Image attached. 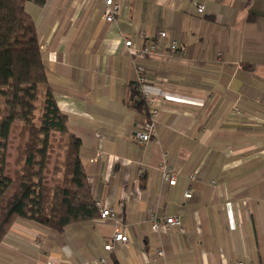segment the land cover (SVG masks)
<instances>
[{
	"label": "crops",
	"instance_id": "1",
	"mask_svg": "<svg viewBox=\"0 0 264 264\" xmlns=\"http://www.w3.org/2000/svg\"><path fill=\"white\" fill-rule=\"evenodd\" d=\"M114 1L115 22L102 18V0L25 9L41 19L34 25L46 76L81 140L94 199L115 218L73 223L61 234L18 218L0 243V264H264L262 161L252 166L264 158V0ZM159 31L168 38L155 56L128 53L125 40L141 47ZM169 40L180 50L170 51ZM137 64L167 94L143 145L135 133L148 108L135 87ZM252 114L262 119L251 123ZM163 159L177 173L174 185L161 179ZM150 209L180 215L182 226L152 230ZM116 231L129 243L105 250Z\"/></svg>",
	"mask_w": 264,
	"mask_h": 264
},
{
	"label": "trees",
	"instance_id": "2",
	"mask_svg": "<svg viewBox=\"0 0 264 264\" xmlns=\"http://www.w3.org/2000/svg\"><path fill=\"white\" fill-rule=\"evenodd\" d=\"M26 2L44 0H0V243L18 218L58 234L70 224L101 219L81 164V140L53 97ZM17 127L20 166L10 174L7 148ZM53 133L61 136L63 157L48 181Z\"/></svg>",
	"mask_w": 264,
	"mask_h": 264
},
{
	"label": "built area",
	"instance_id": "3",
	"mask_svg": "<svg viewBox=\"0 0 264 264\" xmlns=\"http://www.w3.org/2000/svg\"><path fill=\"white\" fill-rule=\"evenodd\" d=\"M103 1V8H102V18L106 22H115L118 14H119V5L114 0H102ZM196 11L197 13H203L205 7L203 4H196ZM144 38L147 36L144 34ZM168 38L166 32L159 31L155 37H152L148 42L143 44L141 47H135L131 39H127L124 41V45L128 50V53L133 57L143 58V57H153L157 53V42L161 39ZM168 48L172 52H176L180 50L178 43L175 40L168 41ZM135 87L138 91L140 96V100L147 106V120L142 125L140 130L135 133V141L138 144H145L152 140L155 129H156V120L157 116L159 115V107L157 104V99L160 97H166L167 94L160 89H154L148 83V76L144 66L137 64L135 66ZM242 115V113H237ZM159 168L161 171V179L163 182H166L170 185H174L176 183V171L167 163L165 159L159 164ZM139 174L142 173L140 169L138 171ZM185 198L191 197V191L187 190L184 193ZM97 207L100 209L101 212V219L106 218H115L113 209L109 206H103L100 201H96ZM148 217L151 223V229L154 231H164L168 232L171 227H181L182 226V217L180 215H173V216H166L160 217L156 211L150 209L148 212ZM115 242H121L123 244L129 243V238L123 232L116 231L110 237V239L104 244V249L107 251H111L113 249V244ZM158 255H163L161 249L157 250ZM105 263V258L100 259V264ZM48 264H60L55 261H50ZM223 264H252L251 262H244V261H229Z\"/></svg>",
	"mask_w": 264,
	"mask_h": 264
},
{
	"label": "rangeland",
	"instance_id": "4",
	"mask_svg": "<svg viewBox=\"0 0 264 264\" xmlns=\"http://www.w3.org/2000/svg\"><path fill=\"white\" fill-rule=\"evenodd\" d=\"M27 10H29V13L31 12V9L27 8ZM33 18H34V21L41 20V19H38L35 15H32V19ZM260 119H262V117H260L259 114H252L251 123H258ZM16 129H15L16 131L10 135V141L8 143L7 155H6V161H7L6 171L7 173H10V174H12L13 169L19 168L20 166L19 164L15 166L16 159L19 158L18 151L16 150V147L18 145L19 127H17ZM60 141H61V136L58 133H53L51 135L50 137V159L47 165V169L45 170L48 181H50L52 178L51 174L53 172V168L55 167L56 163L59 164V162L61 161L63 157V150H62V147L60 146L62 141L61 142ZM260 161H262L261 162L262 164V188H264V158L252 159V166L257 165L258 162ZM262 195L264 196L263 191H262Z\"/></svg>",
	"mask_w": 264,
	"mask_h": 264
}]
</instances>
